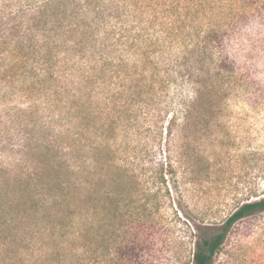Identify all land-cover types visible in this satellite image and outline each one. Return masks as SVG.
Here are the masks:
<instances>
[{"label":"trees","instance_id":"16d2710c","mask_svg":"<svg viewBox=\"0 0 264 264\" xmlns=\"http://www.w3.org/2000/svg\"><path fill=\"white\" fill-rule=\"evenodd\" d=\"M215 1L0 0V92L23 97L32 124L20 156L0 162V264H110V238L157 210L112 159L116 127L97 122L92 97L114 84L128 120L153 90L185 86L192 96L180 98L167 129L178 126L186 141L189 126L221 109L234 73L219 50ZM255 211L264 196L210 234L198 227L184 264H212L231 225Z\"/></svg>","mask_w":264,"mask_h":264},{"label":"rangeland","instance_id":"374dc122","mask_svg":"<svg viewBox=\"0 0 264 264\" xmlns=\"http://www.w3.org/2000/svg\"><path fill=\"white\" fill-rule=\"evenodd\" d=\"M211 16L224 28L219 50L234 73L221 109L206 115L205 126H189L186 141L178 126L167 129L180 98L192 96L185 86L171 83L161 95L153 90L149 105L137 102L128 120L114 84L93 94L97 122L116 127L112 159L137 175L157 208L143 222L125 221L121 237L110 238V264H184L198 227L210 234L243 203L264 196V0H216ZM25 107L23 97L0 92L3 164L20 156L32 128ZM212 264H264V211L231 225Z\"/></svg>","mask_w":264,"mask_h":264}]
</instances>
